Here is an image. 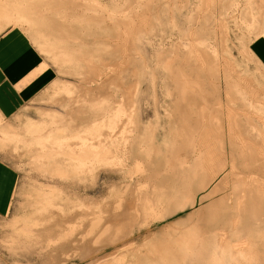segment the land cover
I'll use <instances>...</instances> for the list:
<instances>
[{"label": "rangeland", "instance_id": "rangeland-1", "mask_svg": "<svg viewBox=\"0 0 264 264\" xmlns=\"http://www.w3.org/2000/svg\"><path fill=\"white\" fill-rule=\"evenodd\" d=\"M81 12H88L90 19L111 17L107 24L122 33L119 41L116 32L105 31L106 27L100 29L94 23L90 26L95 28L84 27L75 17ZM8 27L20 32L38 51L41 60L36 71L48 70L51 82L13 116L0 119V158L12 170L15 182L8 206L0 213V264H90L115 252L120 256L117 264H167L166 256L177 244L184 249L187 240L179 236L188 224L182 219L192 210L168 208L161 192L151 195L153 170L162 173L160 177L165 174L163 167L153 164L157 155L148 151L153 146L162 151L171 146L173 134L179 130L173 106L184 83L186 90H199L202 82L209 93L211 84L217 89V100L208 96L211 102L207 106L197 105L205 116L200 122L212 126L216 134L208 141L200 136L193 139L194 146L212 148L217 159L228 158L218 171L219 180L223 175L227 178L221 192L236 194L237 176L248 180L246 184L261 180L264 185L263 174H251L230 158L226 138L234 134L233 138L242 139L245 147L257 152L264 139V66L251 48L253 40L264 39V0H0V32ZM103 45L111 47V54L105 52L101 57L98 49ZM185 62L202 68L201 84L188 68L180 73L178 66ZM80 63L93 65L90 72L96 73L99 82L88 78L89 67ZM212 65L215 76L208 79ZM177 73L179 85L172 78ZM224 76L234 83L230 95L225 94ZM104 80L108 81L103 84L107 91L100 96L93 90ZM248 119L257 133L248 130ZM63 150L79 154L71 159ZM83 163L80 170L78 164ZM168 185L163 184L170 188ZM163 186L160 188L165 190ZM144 194L148 204L153 200L155 205L127 220L125 215L135 211L127 212L126 207ZM199 198L198 194L192 197L196 209L205 204ZM107 222L121 226L118 233L111 230L104 236ZM115 235L114 241L109 238ZM87 245L97 253L80 260L78 255Z\"/></svg>", "mask_w": 264, "mask_h": 264}, {"label": "bare ground", "instance_id": "bare-ground-1", "mask_svg": "<svg viewBox=\"0 0 264 264\" xmlns=\"http://www.w3.org/2000/svg\"><path fill=\"white\" fill-rule=\"evenodd\" d=\"M29 2H30V0H29ZM9 4H11V3H9ZM79 6H80V4H79ZM84 6H86V5H84ZM64 9H65V7H64ZM69 9H71V7H69ZM5 11H6V9H5ZM19 11H21V10H19ZM7 13H9V11ZM85 13L87 14L88 12H84V14L81 12V15H79V16L77 14H75V15H77V16H75L76 19L80 21V22L78 21L79 23H83L84 27H85V25L87 27H89L93 23H94L95 27H97V28L99 27L100 29L102 27H104V28L106 27L105 31H107L106 29H109L108 32H110V31H111V33L112 32H116V34L114 36L118 37V41H119V38L121 37L122 33L120 34L118 32V30H116L117 28L111 27V25H110V27H108L109 24H107V23H111L110 22V21H112L111 17L110 18L107 17L108 19H106L105 17L102 18V16H101V18L95 19L96 18L95 17V18L90 19V18L86 17ZM117 15H119V14H117ZM78 17H81V19L80 18L78 19ZM54 19H56V18H54ZM113 19H114V17H113ZM118 21H120V20H118ZM123 21H124V19H123ZM70 24L71 23H69V25ZM94 25L90 26V27H94ZM130 27H131V25H130ZM80 28H82V27H80ZM135 29H137V28H135ZM194 29H196V28H194ZM123 35H125V34L123 33ZM190 35H191V33H190ZM125 38L126 37H124L123 39H125ZM109 41H111V40H109ZM118 41H117V43H118ZM123 42H125V40ZM120 43L121 42H119V44ZM107 45L106 46L105 45L101 46L102 48L106 47L105 48V49H107L106 51L104 50V48L103 49H101V48L98 49V51L99 50H102V51L104 50L103 52L99 51L101 53L98 54V56L104 55L105 52H106L105 55L111 54V52H110V50H111L110 48L111 47L107 48ZM115 45H117V44H115ZM117 47L119 48L118 45H117ZM83 49H81V50H83ZM108 49H109V51H108ZM84 50H83V53H84ZM113 51H115V50H113ZM121 53H122V51H121ZM77 54H80V53L78 52ZM193 54H194V52H193ZM196 54H197V52H196ZM137 55H138V51H137ZM80 56H81V54H80ZM213 56H216V55H213ZM222 56H223V54H222ZM101 57H103V56H101ZM197 57H196L197 62H199ZM73 58H75V57H73ZM199 58H200V56H199ZM215 58H213V59H215ZM134 59H136V58H134ZM188 59H189V57H187L185 59V61L188 60ZM193 59H195V58H193ZM196 59H195V61H196ZM103 60H105V59H103ZM79 61L81 62V59ZM135 61H137V60H135ZM218 63H219V61H218ZM83 64H85V68L89 67V69H86V70H88L87 72L89 73V75L91 77H89V75H87V77L88 78L94 77L95 81L99 82L97 80L96 73L93 72V71L90 72L91 71L90 67H92L93 65H91L89 63H87V65H86V63H83ZM83 64H81V65H83ZM88 64H89V66H88ZM198 64L199 65L202 64L201 61ZM104 65H105V63H104ZM199 65H198V67L202 66V65H200V66ZM83 67H84V65H83ZM198 67H196V65L190 66L189 62L188 63L185 62V63L180 64V66H178V70L180 71V73H183V71L185 69L186 70L189 69V71H191V72H193L195 74L196 78L198 79L197 80L198 84H201V82H202V80H201V78H202L201 74L202 73L201 72L202 71H200V70H202V68L199 69ZM112 68H114V67H112ZM142 69H143V67H142ZM260 69H261V65H260ZM180 73H177L176 76L172 77L174 79V84L175 85H179V84L182 83L180 81V79H179ZM114 75H116V74L114 73ZM214 76H215V66L212 65V66H210V71L208 73V77L207 78L208 79H212V78H214ZM83 78H85V77H83ZM224 79H225V84L227 86L225 94L230 95V90H231V87L233 86L234 83L229 81L230 79L227 76H224ZM85 80H87V78H85ZM90 80L92 81V79H90ZM106 80L102 81V85H99V87H97L96 89L93 90V91L97 90V93H99L100 96L104 95V93L107 91L105 85H103V84L107 83L110 79H108V81H106ZM83 81H84V79H83ZM210 82L208 81V83H210ZM86 83H87V81H86ZM92 83H94V82H92ZM184 84L181 85V87L179 86V90L180 91L177 92L176 100H175L174 106H173V114L176 117L175 119H176L177 124L179 126V128H178L179 130H177V132H175L173 134V141L171 142V146L167 147L164 151L161 150L160 146H153V147H150L148 149V151H150V153L157 155V157L155 158V161H154L153 164H155L157 167H160V166H161V168L163 167V170H164L163 172L165 174V177H162V176L160 177V174H162V173H159V175H158L153 170V175H151L149 177V181H150L149 183L152 186V193L150 192L151 195L152 196L153 195L155 196L157 194L159 195V192H161L162 196L163 197L165 196V198H166L165 201H166L167 207L168 206L169 207L179 206L182 211H185V209H189V208L192 210V212H190L184 219H182L184 223L188 224V226H187L186 230L183 233L181 232L182 234H180V236H179L180 239H186L187 240L186 247L184 249H182V244H177L176 243L177 244L176 250H174L172 253H170L169 255L166 256L167 264H239V263L250 264L252 262L253 263H257V264H259V262H260V263L264 264V227H263L264 226V185L262 184L261 180H260L261 182L259 181V182L255 183V181H253L254 182V183L252 182L253 184H251L250 182L248 184H246L248 180L247 181L245 180V182H244L240 178V176H237L236 186L234 188V193H236V194H227V193L225 194V193L221 192L220 188L222 186H224L223 184L226 183L225 181H227V178L222 174L223 177L220 176L221 180H219V178H218L219 172L218 171H220V168L225 165L222 162H223V159L226 156L223 157V158H218L217 159L216 154H213L212 151H211L212 148L211 149L209 148V151H208V149L205 147L207 150L204 148L206 150V151H204L203 148L201 149L197 145L194 146L195 142H194V139H193L196 136H200V139L202 138V140L208 141V140H211V139L214 138V136L212 134H216V132H212L214 130V129L212 130V126H210V125L208 126V125L203 124L204 122L203 123L200 122V121H202V119H204L205 116L203 114V111L200 108H199L200 110L198 109L197 105L199 103H201V104L205 103L206 104L207 101H209L208 100V96H210L211 101L217 100V95H218L217 89L214 87V85L211 84V86L209 85L210 86V93H209L208 90H207L209 87H207L202 82V86H201V88L199 87L200 88L199 90H197L196 88H191V90L188 89L189 90L188 91V90H186V86ZM238 85L239 84H237V86ZM64 88H66V87H64ZM77 88L79 89V85H78ZM84 89H86L87 91L91 90L90 88H88V89L84 88ZM233 89H237V88H233ZM86 90L83 92V94L86 93ZM122 90H125V89H121V91ZM126 92H128V91H126ZM105 95H106V93H105ZM227 95H226V97H227ZM243 98H244V96H243ZM211 101H209V102H211ZM232 101L233 102H237L235 99H233ZM206 106H207V104H206ZM258 106H260V105H258ZM98 108H99V106H98ZM101 109H103V108H101ZM260 109H261V107H260ZM263 110H264V108H263ZM255 111H257V110H255ZM260 111H259V113H260ZM263 113H262V115H263ZM99 116L101 117V116H103V114L101 113ZM113 117H111V118L113 119ZM194 117H195V120L193 119ZM259 117H260V115H259ZM261 118H263V116ZM227 121H228V118H227ZM260 121H262V120H260ZM245 122L247 123V127H251V129H248L249 131H253L255 129V127L253 126L252 122L249 119L246 120ZM95 125H93V127ZM228 125H227V127H228ZM86 127H88V126H86ZM110 129H109V131H110ZM142 129H144V128H142ZM241 130H242V128L240 129V132H242ZM136 131H137V129H136ZM140 132H142V131H140ZM144 132H142V133L145 135ZM229 132H230V129H228V133ZM138 133H139V131H138ZM220 133L222 134V132H220ZM260 133H263V132L260 131ZM143 134H142V137H143ZM236 134L237 135H241V133H235V135ZM231 135L226 137V138H228V142L227 143H229V155H230V158H232L233 161L237 160L238 163L240 162L238 165L241 168L249 171L251 174L252 173L253 174L258 173V174H263L264 175V155L262 157L261 154H260L262 148L264 147V139L261 138V134H260V137H259V139L261 138V145L259 144L261 149L260 148H259L260 150L258 149L259 152H257L256 150H252V149H250L248 147H245L244 144H243L244 141H242V139L236 138V137H235L236 138L235 139V138H233L234 134L232 136ZM219 137L223 138L224 136L221 135ZM192 139H193V144H192ZM255 140H256V137H255ZM196 143H198V141H196ZM55 144L58 145L59 141H56ZM208 144H207V146H208ZM242 144H243V146L240 147V145H242ZM250 144L251 143H249V145ZM246 145H248V144H246ZM123 146H124V143H123ZM252 147H254V146H252ZM64 151L65 150H63L61 152L65 153ZM70 151H69V153H70ZM263 151H264V149H263ZM188 152L191 153V154H189V157L192 155L190 159L188 157ZM214 152H215V150H214ZM67 153H65V155H68L71 159H75L76 156H78V154H79V153H77V151H73V153H70V154L69 153L67 154ZM113 158H114V156H113ZM188 159L190 160L189 162L187 161ZM227 159L228 158H225V161H227ZM80 165L82 167V165H84V163L83 164H78V166H79V168L81 170ZM82 169H84V167ZM166 182L170 183V185H168V186H170V188L169 187H167V188L164 187L165 185L163 186V184L166 183ZM160 186H163L165 188V190H162V188H160ZM161 193H160V195H161ZM194 194H198L199 195L200 204L201 203L202 204L205 203L204 205H201L197 209L195 208L194 201L192 200V197L194 196ZM142 195H143V193H142ZM145 196L146 195L144 194V196H141L140 198L137 197V201H136V203H134L135 205L133 204V206H131V207H126L125 211H127V210L129 211V209H133L135 211V213L132 211L134 214H132L131 211H129V213L131 215H128V216L125 215V217L129 218L127 220H131V221L134 220L135 218H137L138 213L141 216V213H140L141 210H143V209L145 210V208H148L149 205L150 206H152V205L154 206L155 205V204H152L153 200H151V204L152 205L148 204L149 200H148V198H146L147 196L146 197ZM148 197L150 198V196H148ZM153 199H156V198L153 197ZM165 201L164 200L162 201L163 202V206H164V202ZM155 202H156V200H155ZM126 206H128V205H126ZM162 213H163V211H162ZM148 215H146V217ZM143 216H142V218H144ZM123 221H125V219H123ZM120 227H115V226L112 227L111 224L108 223L107 226L105 227V230L102 231V233L103 234L104 233L108 234L111 230L114 231L115 233H118ZM214 227H218V228L214 229ZM101 230H103V229H101ZM102 233H99V234H102ZM105 234H104V236H105ZM117 236L118 235H115V237H109V238H113L112 240L114 241L117 238ZM81 238L83 239V237H81ZM91 243H94V239H93V242H91ZM167 252H169V250ZM95 253H97V250L94 251V248H92L89 245H87V247L84 248L82 250V253H80V255H78V256H79L80 260H85L88 257H92ZM119 259H120L119 253L117 254V252H115L112 255H108V256L100 258V259H98L96 261H92L90 264H117Z\"/></svg>", "mask_w": 264, "mask_h": 264}, {"label": "crops", "instance_id": "crops-1", "mask_svg": "<svg viewBox=\"0 0 264 264\" xmlns=\"http://www.w3.org/2000/svg\"><path fill=\"white\" fill-rule=\"evenodd\" d=\"M253 40L251 48L264 66V39ZM38 51L16 29L0 32V119L10 118L38 91L51 82L48 70L37 72ZM13 172L0 158V213H4L14 187Z\"/></svg>", "mask_w": 264, "mask_h": 264}]
</instances>
